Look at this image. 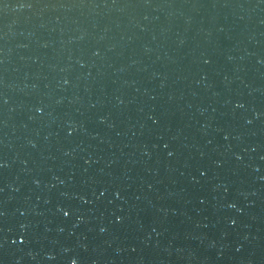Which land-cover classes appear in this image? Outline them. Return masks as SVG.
<instances>
[{
  "label": "water",
  "instance_id": "water-1",
  "mask_svg": "<svg viewBox=\"0 0 264 264\" xmlns=\"http://www.w3.org/2000/svg\"><path fill=\"white\" fill-rule=\"evenodd\" d=\"M0 213V264H264V0H0Z\"/></svg>",
  "mask_w": 264,
  "mask_h": 264
},
{
  "label": "snow or ice",
  "instance_id": "snow-or-ice-1",
  "mask_svg": "<svg viewBox=\"0 0 264 264\" xmlns=\"http://www.w3.org/2000/svg\"><path fill=\"white\" fill-rule=\"evenodd\" d=\"M0 215H3V213H0ZM64 215L67 216V215H69V213L68 212H65ZM71 264H77V260L73 259L71 261Z\"/></svg>",
  "mask_w": 264,
  "mask_h": 264
}]
</instances>
